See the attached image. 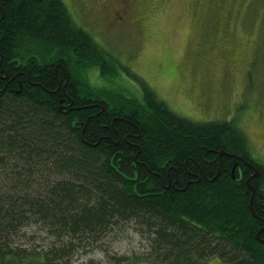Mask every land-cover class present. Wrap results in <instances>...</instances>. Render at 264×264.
<instances>
[{
    "label": "trees",
    "instance_id": "16d2710c",
    "mask_svg": "<svg viewBox=\"0 0 264 264\" xmlns=\"http://www.w3.org/2000/svg\"><path fill=\"white\" fill-rule=\"evenodd\" d=\"M120 65L63 0H0V264L34 260L9 247L31 219L60 243L41 264H67L126 222L146 236L140 258L151 263L264 264V165L251 186L250 171L230 174L251 158L244 133L178 115L140 79L141 100L119 81L77 76L96 69L113 82ZM33 176L44 197L30 193Z\"/></svg>",
    "mask_w": 264,
    "mask_h": 264
},
{
    "label": "rangeland",
    "instance_id": "374dc122",
    "mask_svg": "<svg viewBox=\"0 0 264 264\" xmlns=\"http://www.w3.org/2000/svg\"><path fill=\"white\" fill-rule=\"evenodd\" d=\"M81 1L84 4L63 0L75 21L122 65L114 83L101 81L96 69L77 71L81 81L86 78L107 88L119 81L122 91L141 100L140 79L180 116L202 122L234 121L246 137L251 158L264 164V0H138L135 7L147 19L132 18L128 24L114 22L119 11L113 3ZM224 38H230L234 51L227 63L213 59ZM36 177L29 191L44 197ZM54 244L60 245L48 227L31 219L10 235L9 247L34 259L23 264H41ZM147 244L137 225L120 223L95 244L77 246L59 262L119 264L110 260L116 256L132 264H156L140 258ZM205 264L224 263L213 258Z\"/></svg>",
    "mask_w": 264,
    "mask_h": 264
},
{
    "label": "flooded vegetation",
    "instance_id": "af4514ba",
    "mask_svg": "<svg viewBox=\"0 0 264 264\" xmlns=\"http://www.w3.org/2000/svg\"><path fill=\"white\" fill-rule=\"evenodd\" d=\"M79 1L80 3L84 4L83 1L81 0ZM93 1H95V3L100 6H109L111 5V3L118 6L117 10L121 12V15L119 14V12L115 11L114 22L128 24V23H131L132 18H133V21H137V22L141 19H147V17L145 16L146 13L143 10L138 9V7H135L136 3H138V0H93ZM140 1H143V0H140ZM138 5H140V3ZM135 11L136 12L138 11L136 15L134 14ZM230 41H231L230 38H224L222 42H220L217 45V49L213 52V59H215L218 62L223 61V63H227L230 61V59L234 55V51L229 47ZM218 64L220 65V63L215 62V65H218ZM61 104L62 106H66L63 102ZM71 105H72V102L71 104H69V106L71 107ZM99 108H100V111H99L100 113L103 111V106L99 105ZM60 110L63 111L62 107ZM64 112H67V111H64ZM91 115L92 114H90L89 116ZM236 161L237 162H234L230 169L231 178H233L235 181H239V179L243 177V174L245 171H250V173L246 175L247 177L245 178V183L248 182L247 184L251 186V184H249L250 183L249 181L253 177L260 175V167L257 165L260 162L256 161V159L254 158H250V157L243 158L242 156L241 158L238 157ZM245 167L247 168V170L244 169ZM234 168H236V175L234 174ZM255 169L257 170L256 176H254Z\"/></svg>",
    "mask_w": 264,
    "mask_h": 264
},
{
    "label": "water",
    "instance_id": "95a60500",
    "mask_svg": "<svg viewBox=\"0 0 264 264\" xmlns=\"http://www.w3.org/2000/svg\"><path fill=\"white\" fill-rule=\"evenodd\" d=\"M222 154H228L229 156H236V155H233V154H230V153L224 152V151H222V150L218 152V155H222ZM256 175H257V170L255 169L254 176H256ZM247 183H248V182H247ZM262 242H264V240H263Z\"/></svg>",
    "mask_w": 264,
    "mask_h": 264
}]
</instances>
